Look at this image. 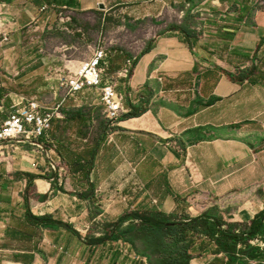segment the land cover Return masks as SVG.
I'll return each mask as SVG.
<instances>
[{
  "label": "crops",
  "instance_id": "0c3cea01",
  "mask_svg": "<svg viewBox=\"0 0 264 264\" xmlns=\"http://www.w3.org/2000/svg\"><path fill=\"white\" fill-rule=\"evenodd\" d=\"M177 1L184 16L190 8L222 28L203 29L193 49L175 31L148 39L154 41L144 55L143 50L131 57L118 49L107 52L102 86L114 85L124 97L125 113L132 106L142 108L143 99L149 104L143 115L112 124L115 129L96 157L106 158L117 177L107 174L100 180L91 173L94 189L88 194L86 175L71 168L78 151L71 149L70 139L85 149L102 132L89 140L78 131L61 137L56 129L78 130L72 113L83 109L92 116L96 102L89 91L101 96V87L68 96L53 69L69 61L40 54L43 48L30 42L31 32L51 22L54 12L87 23L99 15L104 23L118 4L152 2L143 13H135L139 4L125 10L136 20L161 17L167 1L0 0V125L17 105L40 98V80L50 82L49 105L62 103L64 116L52 121L48 137L0 143V264H147L122 244L98 249L89 263V249L81 240L66 228L34 224L30 214L69 223L83 237L94 222L115 221L145 208L198 217L218 207L231 223L264 224V0H172ZM131 21L123 24L135 28ZM128 60L134 63L125 76ZM254 66L257 74L242 83L228 75ZM60 137L69 140L66 149ZM33 143L55 156L48 158ZM53 162L66 170L63 178L51 169ZM95 207L101 212L97 217ZM257 239L252 244L260 247L262 257L250 264H264V238ZM115 249L122 250L116 263ZM218 249L208 238L199 240L191 264H230Z\"/></svg>",
  "mask_w": 264,
  "mask_h": 264
},
{
  "label": "trees",
  "instance_id": "16d2710c",
  "mask_svg": "<svg viewBox=\"0 0 264 264\" xmlns=\"http://www.w3.org/2000/svg\"><path fill=\"white\" fill-rule=\"evenodd\" d=\"M197 25L198 22L192 15V9L189 8L181 23L169 25L168 29L159 35L177 31L184 36L190 48L193 49L195 41L199 38V33L195 29ZM153 41L147 43L140 55L151 50ZM118 59L120 58L118 57ZM257 72V67L254 66L249 69H240L238 73H229L228 75L234 81L242 83L246 79H252ZM142 102L144 103L142 108L132 106L131 110L122 114L117 122L139 117L147 112L149 100L143 99ZM72 118L79 123L78 134L83 137L87 136L85 130L93 122L92 116L81 109L72 113ZM117 122L104 119L101 123L102 133L93 146L85 148L82 152L74 153L76 155L75 160L71 163V168L75 172H82L86 175L89 186L88 194L94 189L91 173L96 156L107 133L115 129V127H111L112 124ZM61 144L63 148H67L64 143ZM59 154H61L60 151ZM100 214L99 209L95 207L93 215L97 217ZM30 218L34 224L43 227L66 228L88 247L89 263L93 260L98 249L113 244H122L128 246L129 252L135 253L137 258H145L147 264H191L197 244L204 238L214 241L219 247L218 250L230 257V264H250L251 260L262 257L260 247L253 245L252 241L260 237L264 238V224L257 220H254L251 225L231 223L218 207H213L198 217H192L189 214H167L156 208L129 211L115 221L94 222L85 237L73 225L53 219V217L30 214ZM121 256L122 250L115 249L113 252L114 263Z\"/></svg>",
  "mask_w": 264,
  "mask_h": 264
},
{
  "label": "rangeland",
  "instance_id": "374dc122",
  "mask_svg": "<svg viewBox=\"0 0 264 264\" xmlns=\"http://www.w3.org/2000/svg\"><path fill=\"white\" fill-rule=\"evenodd\" d=\"M167 1V12L163 13L161 17H144L140 19L133 20V16L125 15V10H130L135 7V5H143L142 7H137L135 13L146 12L148 10L147 6L152 2L148 3H122L118 4L113 8V13L109 19L103 21L98 16H93L94 18L90 22H86L81 17H74L72 14L63 12L61 15L58 12L51 22H47L41 27L34 28L31 32V38H29L31 43L40 44L43 48L40 54L50 57L53 56L56 59L68 60L73 63H80L90 57L93 51L98 47H104L106 51H112L114 49L122 50L124 55H138L142 50L145 49L148 39H155L160 33L166 31L169 25L174 23H181L184 17L183 12H181V7L179 1L175 3ZM186 6V4H185ZM188 8V6H187ZM186 8V9H187ZM48 14L52 10L46 11ZM196 12H192L195 16ZM212 14V13H211ZM70 15L71 19L67 16ZM125 18V19H124ZM132 20L131 23L135 24V28H127L123 23ZM195 20L198 22L196 31L202 33L204 30H219L222 27H217L212 25L205 16H195ZM93 23V24H92ZM205 26V27H204ZM198 29V30H197ZM108 54V53H107ZM258 63V61H257ZM10 86H16L17 82L10 81ZM45 82V83H44ZM48 80H40L37 84L40 86V98H34L30 101H37L45 107H54L49 105L51 100H49V84ZM49 84V85H48ZM29 86V85H27ZM22 88V87H20ZM91 96L94 97L96 102L95 106L92 107V116L95 117L92 124L86 128L87 138L89 140L97 138L102 132L101 129V119H108L105 114V106L101 103L100 92H90ZM90 109V107H88ZM98 118V119H97ZM70 131H77V128L67 127L62 129L57 127L56 133L61 134V137ZM60 137V138H61ZM63 138H61L62 140ZM71 149L78 152H82L84 148L79 144V140L75 141L74 138L70 139ZM65 145H67V140H62ZM75 141V142H74ZM111 157V149L107 152ZM55 156V155H53ZM70 162V156L67 157ZM113 165L106 158L99 156L96 157L94 161V166L92 170V176L95 177L97 174L100 180H105L107 174L117 177V171L113 169ZM116 174V175H115ZM123 181V180H122ZM122 181L119 184H122ZM121 188L122 185H119ZM93 227V226H92ZM91 227V228H92Z\"/></svg>",
  "mask_w": 264,
  "mask_h": 264
},
{
  "label": "built area",
  "instance_id": "2783aa9c",
  "mask_svg": "<svg viewBox=\"0 0 264 264\" xmlns=\"http://www.w3.org/2000/svg\"><path fill=\"white\" fill-rule=\"evenodd\" d=\"M46 10V7H44ZM60 15L62 14L59 13ZM71 19V16H67ZM198 30V29H197ZM6 39V38H5ZM107 58V51L104 47L96 48L92 55L75 67L69 61L63 66H55L53 69L55 79L59 82L68 96L83 93L89 89L101 87V100L105 106L106 117L117 122L120 116L125 113L122 107L124 97L115 91L114 85L102 86L103 65ZM134 60H128L125 70L126 76L133 66ZM62 103L54 107H45L37 101H29L23 106L17 107L10 113L7 120L0 125V143L11 141H30L32 138L49 136L52 121L63 119L61 112ZM39 150H43L48 158L55 155L52 149L44 148L40 143H33ZM51 169L58 172V178H63L65 169H59L56 162L51 164ZM253 240V243H258Z\"/></svg>",
  "mask_w": 264,
  "mask_h": 264
},
{
  "label": "water",
  "instance_id": "95a60500",
  "mask_svg": "<svg viewBox=\"0 0 264 264\" xmlns=\"http://www.w3.org/2000/svg\"><path fill=\"white\" fill-rule=\"evenodd\" d=\"M99 6H100V8H104L105 7L103 3H100Z\"/></svg>",
  "mask_w": 264,
  "mask_h": 264
}]
</instances>
